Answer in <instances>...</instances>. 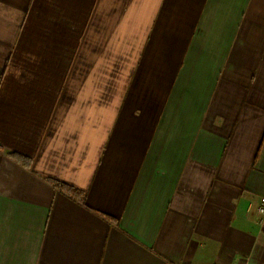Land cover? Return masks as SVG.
<instances>
[{"label": "crops", "instance_id": "0c3cea01", "mask_svg": "<svg viewBox=\"0 0 264 264\" xmlns=\"http://www.w3.org/2000/svg\"><path fill=\"white\" fill-rule=\"evenodd\" d=\"M262 198L264 0H0V264H264Z\"/></svg>", "mask_w": 264, "mask_h": 264}, {"label": "built area", "instance_id": "2783aa9c", "mask_svg": "<svg viewBox=\"0 0 264 264\" xmlns=\"http://www.w3.org/2000/svg\"><path fill=\"white\" fill-rule=\"evenodd\" d=\"M258 214L260 217V225L264 228V198L261 199L260 205L258 207Z\"/></svg>", "mask_w": 264, "mask_h": 264}, {"label": "trees", "instance_id": "16d2710c", "mask_svg": "<svg viewBox=\"0 0 264 264\" xmlns=\"http://www.w3.org/2000/svg\"><path fill=\"white\" fill-rule=\"evenodd\" d=\"M61 187H63V188H67V190H68L69 192H72V193H74L75 195H79V194H80V192L75 191L74 189H72V188H70V187H64L63 185H61Z\"/></svg>", "mask_w": 264, "mask_h": 264}]
</instances>
